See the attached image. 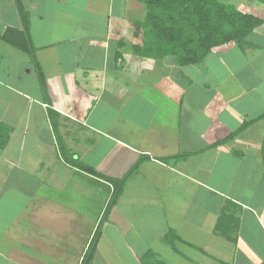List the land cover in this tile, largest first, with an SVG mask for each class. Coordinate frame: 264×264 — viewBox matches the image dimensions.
Listing matches in <instances>:
<instances>
[{"label":"crops","instance_id":"crops-1","mask_svg":"<svg viewBox=\"0 0 264 264\" xmlns=\"http://www.w3.org/2000/svg\"><path fill=\"white\" fill-rule=\"evenodd\" d=\"M23 1L34 46V22L46 26L52 21L67 35L35 46L34 59L0 38V111L11 117L14 96L36 108L26 119L7 125L13 131L21 126V134L15 141L10 134L0 151L11 160L6 176L18 178V184H0V198L15 208L11 213L16 211L12 219L0 216L6 233L0 238V263L83 264L101 224L90 264H132L130 259L134 264H264V22L245 46L181 68L170 57L145 59L132 48L137 38L133 24L125 21L138 5L132 0ZM233 2L264 20L260 0ZM83 20L90 21V28ZM8 27H22L20 14L15 0H0V36ZM154 62L159 71L169 68L168 74L152 77ZM238 64L250 74V88L225 91L220 87L224 80L236 81L227 88H238ZM243 95L244 104L238 103ZM62 143L104 179L72 166ZM9 146L14 158L7 153ZM26 148L29 156L23 153ZM36 154L44 160L38 162ZM139 162L119 199L139 195L148 200V194L159 202L163 198L155 194L161 191L169 195L168 208L175 214H167L157 229L150 220L120 211L116 203L101 222L114 188L108 177L124 178ZM224 207L239 216V223L229 216L216 231ZM65 224L71 230L62 235ZM114 225L124 240L120 248L110 239L117 254L112 260L102 247ZM172 231L176 239L171 242Z\"/></svg>","mask_w":264,"mask_h":264},{"label":"trees","instance_id":"trees-1","mask_svg":"<svg viewBox=\"0 0 264 264\" xmlns=\"http://www.w3.org/2000/svg\"><path fill=\"white\" fill-rule=\"evenodd\" d=\"M20 14L22 27H8L0 38L9 45L23 51L34 59L36 48L30 33V12L23 0H15ZM144 4L146 15L144 20L133 25L137 42L132 46L136 53L148 58L170 57L181 67L200 66L206 59L215 57L216 52L227 50L235 45L245 46L250 34L261 26L264 20L250 12L238 9L224 0H136ZM264 3V0H260ZM121 45L125 42H119ZM122 55L121 48L118 49ZM118 54V55H119ZM118 59V56L116 57ZM39 82L45 91V77L40 72ZM249 123H245L247 126ZM0 121V149H4L12 132ZM62 153L68 162L77 170L86 171L101 177L95 168L76 157L62 143ZM264 161V141L262 144ZM140 162L121 179L108 177L113 185V193L105 208L101 222L108 219L112 208L118 202L130 175L137 169ZM104 179V178H103ZM224 207L216 225V231L223 228V222L239 216L228 213ZM231 214V215H230ZM101 224L84 257L83 264H90L97 250L101 237ZM228 227V225H227ZM175 232H170L169 241H174Z\"/></svg>","mask_w":264,"mask_h":264},{"label":"rangeland","instance_id":"rangeland-1","mask_svg":"<svg viewBox=\"0 0 264 264\" xmlns=\"http://www.w3.org/2000/svg\"><path fill=\"white\" fill-rule=\"evenodd\" d=\"M228 1L230 2V4L237 6V4H235L233 2V0H228ZM131 2H135V4H138L141 8H139V6L137 5L134 9H132L133 14H131L130 17L129 18H126V20H125L126 23L129 26H130V24H134L135 23L134 21L136 19L142 17L140 20H144V18H145L143 16L144 13H145V6H144V4L141 3V2H138L136 0H132ZM78 4L80 5L81 2H78ZM239 7L240 8H243V7H241V5ZM139 15H141V16L138 17ZM83 22H84V26L90 28L89 27V25L91 24V23H89L90 21L87 22V21L83 20ZM94 24H97V23H94ZM44 25L45 24L44 23L42 24V21H37L36 23L34 22V24H33L32 29H34V31H35V32H33V35H34V38H35V42H36L35 43V46L36 47H38L40 45H43V44H47V43H49L50 40L56 39L57 37L62 38V37H64V36L67 35L66 31L64 29H61V27H58V29L54 28V23L52 21H49V22L47 21L46 26H44ZM133 26L134 25H132V27ZM93 28H95L94 25H93ZM50 30H54L55 31L54 34L52 33L53 34L52 36L49 33ZM34 33H37V34H34ZM26 57L29 59L30 56L29 57L26 56ZM26 57L24 55V59L25 60H26ZM142 57L145 58V59H147L146 56L145 57L142 56ZM165 59L168 60V57H165ZM246 61H249L250 62V55H248V57H246ZM168 69L169 68L164 67L163 70L159 71L160 70V67L157 66V63L156 62H154V64H153V72L154 73H149V74H151L152 77L155 76V75L156 76H159L160 75L159 73H161V72L167 73ZM186 69L189 70L190 74H193L194 75L195 81H198V82L200 81V77H197L195 71H193L191 68H189V69L186 68ZM236 69L238 70V77H237L238 78V82H239L237 84L238 88H227V85L230 82V80L227 81L226 83H225V80H224L220 87H222L225 91H227V89L228 90H231V91H233V90L234 91H240L241 89L242 90L245 89V91H246L247 88H250V74H247L246 75L244 73V70L239 66V64L236 66ZM27 70H28V68H27ZM224 73H225V71H224ZM230 84L235 85L236 84V81L233 80V81L230 82ZM0 87H1L0 89L4 90V87L3 86H0ZM5 91H6V89H5ZM263 92H264V87H262L260 89V94L263 93ZM245 98L246 97L243 95L241 98H239V100L237 102L238 103L240 102V103L244 104V99ZM11 102L13 103V106H14V109L11 112V117L9 115H7V114H5L3 116V111H0V115H1L0 116V119L3 120V121L5 120V122H7V123H4V125H6V127L9 124H10L9 126L13 125V122H12L13 119H18V121L21 118L22 119H26L28 115L31 116V114L33 113V110H36V108L35 109H32L31 107H28L27 104H26V102L25 101L22 102V100L20 98H18L17 96H14L13 99L11 98ZM252 110L253 109L250 110V116L252 115V113H251ZM255 110H256V113H257L258 112L257 109H255ZM8 120H10V123H9ZM20 129H21V126L20 127L15 126V131H13V132L10 133L11 135H14V136H12V140L15 141V140L19 139V135L21 134L20 131H19ZM29 134L31 135V133H29ZM41 149H43V148L42 147L38 148V150H41ZM27 150H28V148H26V152H23V153L25 155L27 154L26 156H29V154L27 153ZM0 151H1V149H0ZM1 153L2 152H0V184L8 185L10 181L16 182L18 184V181H17L18 178L17 179L16 178H12V176L9 178V177L6 176L5 173L7 172V170H10L11 169L10 168V166H11L10 161L11 160L3 159V154H1ZM7 153L10 154V156L12 158H14L16 156L14 154V147L9 146L7 148ZM49 153L51 155H53L54 158H55V156H57V152H56V150L54 148H52V150H50ZM23 158H25V156H23ZM34 158H36L38 160V162L39 161L41 162V161L44 160V155L43 156H38L36 154V157L34 155ZM228 161L229 162L227 164H230L231 165L230 170L231 169H234L235 162L233 161V159H229ZM58 162H59V160L56 162L57 163L56 165L58 167H60L61 164L58 163ZM17 163H19V167L27 170V167H22L23 164L21 162H17ZM197 163H199V161H197ZM16 170H18V169H16ZM163 170L165 172H167L165 169H163ZM23 173L26 176L29 177V174L28 173H26V172H23ZM199 173L202 174V171L200 169H199ZM42 174H43V170H42V173L39 175V178L43 180V178L41 177ZM170 175L171 176L174 175L173 176L174 180L175 181H178L179 177H177L175 175V173L171 172ZM24 180H25V182L28 181L27 178H24ZM162 180H163V177H162ZM160 192H158L157 194H155L156 195V198H157L158 195H159L158 197L163 198V200L162 201H159V202L158 201H154L153 202L152 199L150 198V196L148 194H145V195L148 196V200L145 199V198L139 197V195H137L138 197H135L134 200H129L126 196L123 195L119 199V201L117 202L118 203L117 204V208H119L120 211H124L123 208H125V211L126 212H130L131 214H133V216H135V214H136L137 218H140V220H142V221H149L150 220L151 222L154 223V226H156V228L159 229L160 228L159 225L161 224V222L167 220V217H166L167 214H172V215L175 214V212L169 211V208H168L169 203H168V200L167 199H168L169 195L167 193L160 194ZM10 195H11V198H14L16 196L15 189H12L10 191ZM13 210H15V208L13 206H10V204L7 201V199L5 197L4 198L1 197L0 198V216L4 215L5 218L12 219V218H14L16 216L14 214V213H16V211L14 213H11ZM91 212H94V210L93 211H89L88 213H91ZM25 217H26V214L24 212L22 215L20 214L19 219L20 220H24ZM88 217H90V214H88ZM149 217H153V219H149ZM87 219H89V218H87ZM134 220L140 222V220L136 219L135 217H134ZM114 227L111 226V227L108 228L107 234L105 233L106 236H107V239L105 240L104 245L102 247V249L104 251H109V256H110V259H112V260L116 259L117 254H116V251H115L116 249H112V246H110V244H109V242L111 241L110 239L113 238V242H116L115 246H118L120 248L123 246V240H124L123 239V236L119 237V235H118L119 227L116 226V225H114ZM70 228L71 227H68L67 224H65L64 231H63L62 235H64L67 232H69V230H71ZM1 229H2V231H1ZM0 231H1V234H0V238H1V236H5V234H6L4 232V228H2V226H1V222H0ZM169 237H170V235H168V238ZM122 252L124 254V251L123 250H122ZM126 256H127L128 262H129V259H130L129 253H127ZM130 262L132 264L135 263V261L133 259H130ZM0 264H6V263L4 261V262H2Z\"/></svg>","mask_w":264,"mask_h":264}]
</instances>
